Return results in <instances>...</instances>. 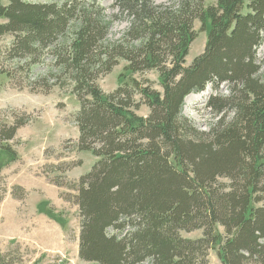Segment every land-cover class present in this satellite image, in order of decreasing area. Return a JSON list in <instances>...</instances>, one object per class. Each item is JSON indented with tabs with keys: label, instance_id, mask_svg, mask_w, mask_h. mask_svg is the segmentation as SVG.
Wrapping results in <instances>:
<instances>
[{
	"label": "trees",
	"instance_id": "obj_1",
	"mask_svg": "<svg viewBox=\"0 0 264 264\" xmlns=\"http://www.w3.org/2000/svg\"><path fill=\"white\" fill-rule=\"evenodd\" d=\"M6 1L0 40H12L0 50V76L31 93L70 88L79 103L72 151L97 158L77 181L46 175L77 191L80 259L209 264V250L218 247L221 264H264V0H115L114 16L95 2ZM119 14L129 25L111 40ZM196 21L207 41L187 65ZM47 58L48 71L35 73ZM121 60V78L156 71L161 90L132 78L105 92L98 79ZM207 86L215 121L202 130L182 111ZM143 104L147 116L137 113ZM12 110H0V172L20 160L18 131L32 120ZM12 195L22 201L28 191L14 186ZM196 230L197 239L181 234ZM9 257L0 253V264H13Z\"/></svg>",
	"mask_w": 264,
	"mask_h": 264
},
{
	"label": "rangeland",
	"instance_id": "obj_2",
	"mask_svg": "<svg viewBox=\"0 0 264 264\" xmlns=\"http://www.w3.org/2000/svg\"><path fill=\"white\" fill-rule=\"evenodd\" d=\"M31 3H52L64 0H25ZM83 3H97L105 9L109 15L118 14L115 0H76ZM156 3H168L169 0H154ZM7 3L6 0H3ZM216 0H206L207 5L214 4ZM129 25L126 16L119 14L114 17L110 39L121 38ZM197 38L190 47L186 57L187 65L202 54L207 41V31H203L200 21L194 23ZM12 36H5L0 40V50L4 51L9 46ZM261 57H264V47L261 48ZM50 59L47 58L43 66H37L35 73H46ZM49 65V66H48ZM127 62L121 60L114 69L99 77L98 83L105 92L114 91L119 85L132 80L149 79L153 87L161 90L159 77L156 71L131 74L126 72L124 78L121 74ZM213 90L210 86L199 93H192L185 99L183 115L191 119L202 130H208L215 121L211 112L206 108L207 101ZM16 109L31 114L32 120L18 131L15 146L20 154V160L4 167L0 172V253L7 256L13 264H92L79 258L77 253L78 237L80 234V214L78 206L73 202V196L77 191L66 187L59 188L52 185L46 178H65L77 181L79 177L92 168L97 158L90 151H72L73 140L78 138V128L73 119L79 109L76 97L70 88L54 87L49 94L31 93L28 89L18 90L5 77L0 76V110ZM150 109L147 105H141L137 113L147 116ZM10 113V112H9ZM12 121V117H7ZM70 140V141H69ZM65 143V144H64ZM68 148L67 150L63 149ZM82 160V165L63 173L60 171L66 163ZM227 181V180H225ZM20 186L28 191L24 200L13 197V187ZM21 194L20 190H16ZM42 201V205L40 202ZM39 205L40 211L47 213L53 219H57L67 227L64 236L68 242V252L62 256L56 250L45 251L43 245L49 240L46 233L59 235V228L54 230V222L44 216L35 213ZM24 210V211H23ZM33 214L35 220L30 221ZM29 234L28 244L22 242V235ZM63 233V231H61ZM186 238L197 239L202 236V230L181 232ZM56 241L48 244L47 248H56ZM218 247L209 250V264H221L217 255ZM4 257V256H3Z\"/></svg>",
	"mask_w": 264,
	"mask_h": 264
},
{
	"label": "crops",
	"instance_id": "obj_3",
	"mask_svg": "<svg viewBox=\"0 0 264 264\" xmlns=\"http://www.w3.org/2000/svg\"><path fill=\"white\" fill-rule=\"evenodd\" d=\"M36 212H37V214L52 220L54 222V225L52 227H55L54 228L55 231H57L58 228L60 229L58 233L61 236V239L58 236H56L55 233L49 232V233L45 234L44 239L46 237L49 240L47 243L50 244V243L56 241L57 247L56 248H47V243H46V244L43 245L44 250L45 251L56 250V251L60 252L61 255H65L66 256V253L68 252V242H67V239H65V236H64V229L67 228L64 225L65 223H63V222H61V221H59L57 219H53L47 213L40 211L39 205L37 206V208H35V213ZM35 213H33V212L31 213L29 222L32 223L33 222L32 219L35 220V218L33 217V214H35ZM61 231H63V233H61ZM29 234L30 233H28L27 235H22L21 236L22 237L21 241L28 244V242H29V239H28ZM45 242H46V239H45ZM77 253L79 255V245H77Z\"/></svg>",
	"mask_w": 264,
	"mask_h": 264
},
{
	"label": "bare ground",
	"instance_id": "obj_4",
	"mask_svg": "<svg viewBox=\"0 0 264 264\" xmlns=\"http://www.w3.org/2000/svg\"><path fill=\"white\" fill-rule=\"evenodd\" d=\"M187 99V101L189 100L188 98H186Z\"/></svg>",
	"mask_w": 264,
	"mask_h": 264
}]
</instances>
